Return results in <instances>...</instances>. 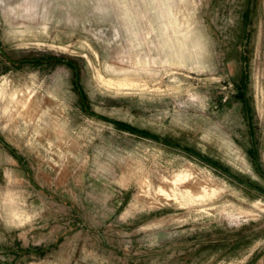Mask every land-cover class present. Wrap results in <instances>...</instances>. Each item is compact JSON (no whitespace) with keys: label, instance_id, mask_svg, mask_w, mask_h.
<instances>
[{"label":"rangeland","instance_id":"1","mask_svg":"<svg viewBox=\"0 0 264 264\" xmlns=\"http://www.w3.org/2000/svg\"><path fill=\"white\" fill-rule=\"evenodd\" d=\"M0 264H264V0H0Z\"/></svg>","mask_w":264,"mask_h":264}]
</instances>
